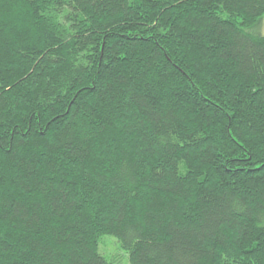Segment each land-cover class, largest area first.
I'll list each match as a JSON object with an SVG mask.
<instances>
[{
	"label": "trees",
	"instance_id": "16d2710c",
	"mask_svg": "<svg viewBox=\"0 0 264 264\" xmlns=\"http://www.w3.org/2000/svg\"><path fill=\"white\" fill-rule=\"evenodd\" d=\"M264 0H0V264H264Z\"/></svg>",
	"mask_w": 264,
	"mask_h": 264
},
{
	"label": "rangeland",
	"instance_id": "374dc122",
	"mask_svg": "<svg viewBox=\"0 0 264 264\" xmlns=\"http://www.w3.org/2000/svg\"><path fill=\"white\" fill-rule=\"evenodd\" d=\"M263 19H264V17H263ZM263 32H264V21H263Z\"/></svg>",
	"mask_w": 264,
	"mask_h": 264
}]
</instances>
